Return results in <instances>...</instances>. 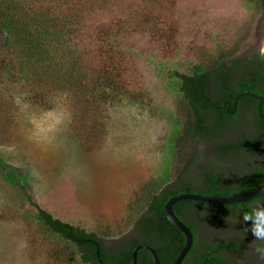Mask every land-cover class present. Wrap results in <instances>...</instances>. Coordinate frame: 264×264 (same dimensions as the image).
<instances>
[{
    "label": "rangeland",
    "instance_id": "obj_1",
    "mask_svg": "<svg viewBox=\"0 0 264 264\" xmlns=\"http://www.w3.org/2000/svg\"><path fill=\"white\" fill-rule=\"evenodd\" d=\"M163 4L156 33L129 25L121 46L131 61L129 94L106 101L97 130L89 131L87 138L79 124L93 117L88 118L81 105L74 109L64 95L50 109L16 91L0 100L4 170L22 177L33 201L54 217L104 238L127 232L148 198L177 173L183 118L177 79L167 72H188L220 52L233 51L234 57L264 54V8L256 10L246 0ZM163 51L170 54L165 57ZM253 128L244 113L223 138ZM216 141L205 140V155L199 153L190 177H196L197 166L216 160ZM232 164L220 165L226 176L235 170L227 167ZM34 211L0 172V264H77L72 246L48 235L33 220ZM235 224L237 219L225 217L221 228L199 225L195 240L200 244L203 239L236 236L240 248L230 253L232 258L238 264H257L262 259L257 239L237 234Z\"/></svg>",
    "mask_w": 264,
    "mask_h": 264
},
{
    "label": "trees",
    "instance_id": "obj_2",
    "mask_svg": "<svg viewBox=\"0 0 264 264\" xmlns=\"http://www.w3.org/2000/svg\"><path fill=\"white\" fill-rule=\"evenodd\" d=\"M164 1L172 2L0 0V100L16 91L32 104L50 109L53 101L64 95L74 109L81 105L85 115L93 117L83 126L79 124L78 130L87 138L88 133L97 130L106 101L129 94L130 58L121 48L129 25L134 23L156 33L154 26L161 20ZM246 1L256 10L264 8V0ZM163 53L165 57L170 54ZM234 55L233 51L220 52L210 63L193 65L188 72H167L177 79L180 94V162L175 177L148 198L125 233L104 238L62 221L37 205L22 177L5 171L1 160L0 172L34 207L33 220L48 235L72 246L77 264H132L133 250L141 243L155 249L160 264H172L184 245V236L164 215V205L170 197L179 193L230 196L264 182V137L258 138L264 134V118L259 116L258 101L242 96L237 112L231 115L227 111V107L233 110L234 98L241 92L264 95V54ZM261 109L264 114V103ZM244 113L254 128L249 132L240 129L223 138ZM206 139H217L212 158L216 160L197 166L200 170L196 177H190L199 153L205 155ZM237 159L248 162V170L226 176L220 165ZM256 209H264V194L233 205L181 201L173 206L175 214L195 233L199 225L221 228L225 217L237 219V234L257 239L262 255L257 264H264V235L257 236L253 222L245 220ZM191 248L181 264H235L230 253L240 245L236 236L214 237L200 244L195 241ZM136 264H154L151 253L139 250Z\"/></svg>",
    "mask_w": 264,
    "mask_h": 264
},
{
    "label": "water",
    "instance_id": "obj_3",
    "mask_svg": "<svg viewBox=\"0 0 264 264\" xmlns=\"http://www.w3.org/2000/svg\"><path fill=\"white\" fill-rule=\"evenodd\" d=\"M242 96H249L251 98L256 99L258 101L257 109L259 116L264 118V114L261 109V106L264 103V95L251 93L249 91L241 92L235 96L233 110L231 111L227 110L228 113L232 115L236 112L238 100ZM263 194H264V182H262L260 185L249 191L240 194L230 195V196L204 195L199 193H179L170 197L164 205V215L168 220V222L171 223L175 228H177L184 236V245L172 264H181L193 245V233L191 229L175 214L173 210V206L176 203L181 201H196V202L214 204V205H233L237 203H244ZM141 249H145L151 253L154 264H160L155 249L151 245L145 243L138 244L134 248L132 253L133 256L132 264H136L137 252Z\"/></svg>",
    "mask_w": 264,
    "mask_h": 264
},
{
    "label": "clouds",
    "instance_id": "obj_4",
    "mask_svg": "<svg viewBox=\"0 0 264 264\" xmlns=\"http://www.w3.org/2000/svg\"><path fill=\"white\" fill-rule=\"evenodd\" d=\"M245 220L253 222V231L257 236L264 235V209H256L250 215L245 216Z\"/></svg>",
    "mask_w": 264,
    "mask_h": 264
},
{
    "label": "flooded vegetation",
    "instance_id": "obj_5",
    "mask_svg": "<svg viewBox=\"0 0 264 264\" xmlns=\"http://www.w3.org/2000/svg\"><path fill=\"white\" fill-rule=\"evenodd\" d=\"M238 107V106H237ZM227 110H230L229 109V107H227ZM236 112H237V108H236ZM235 112V113H236ZM234 113V114H235ZM238 132V131H237ZM261 137H264V134H262V135H260V136H258V138H261ZM240 162V164H236V163H239ZM230 163V162H229ZM231 163H235V164H232L230 167H233L235 170L234 171H237V175H238V173H240V172H242V171H247L248 169H247V165H248V162H245V161H240V160H236V161H233V162H231ZM192 231V233H193V244H194V242L196 241L195 240V232L193 231V230H191ZM193 246V245H192ZM192 249V248H191ZM235 264H237V261H235Z\"/></svg>",
    "mask_w": 264,
    "mask_h": 264
}]
</instances>
